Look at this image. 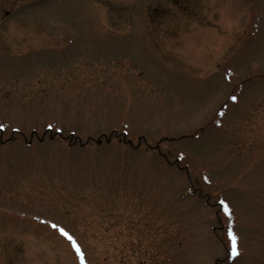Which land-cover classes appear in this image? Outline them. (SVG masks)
Instances as JSON below:
<instances>
[{
  "label": "rangeland",
  "instance_id": "rangeland-1",
  "mask_svg": "<svg viewBox=\"0 0 264 264\" xmlns=\"http://www.w3.org/2000/svg\"><path fill=\"white\" fill-rule=\"evenodd\" d=\"M0 125V264H264V0L12 13Z\"/></svg>",
  "mask_w": 264,
  "mask_h": 264
},
{
  "label": "flooded vegetation",
  "instance_id": "flooded-vegetation-1",
  "mask_svg": "<svg viewBox=\"0 0 264 264\" xmlns=\"http://www.w3.org/2000/svg\"><path fill=\"white\" fill-rule=\"evenodd\" d=\"M43 1H60V0H0V21H7L8 19H10L11 13H20V11L25 13L30 10L32 11L33 8L38 5L39 2H43ZM50 29L51 28L39 27L37 28L36 33L42 34L43 36H49L52 34H62L63 36H67L64 35L65 33L61 31L52 33Z\"/></svg>",
  "mask_w": 264,
  "mask_h": 264
},
{
  "label": "snow or ice",
  "instance_id": "snow-or-ice-1",
  "mask_svg": "<svg viewBox=\"0 0 264 264\" xmlns=\"http://www.w3.org/2000/svg\"><path fill=\"white\" fill-rule=\"evenodd\" d=\"M0 128H2V125H0ZM221 204L224 207L225 213L230 216L231 212H230V209L228 208V205L224 201H221ZM52 227L53 228H57L60 231V233L63 236H65L76 247V251L78 253H80L81 261H82V264H83V253L80 251L79 246H77L75 244L74 238L68 232H66L63 228H58V226L55 225V224H53ZM228 239H229V241L231 243V250H230L231 258L235 259V258H237L240 255V253H239L238 247H237V236L231 229H229V231H228Z\"/></svg>",
  "mask_w": 264,
  "mask_h": 264
}]
</instances>
